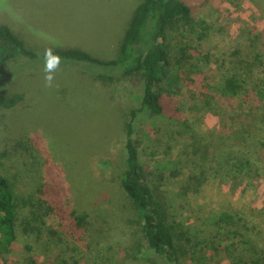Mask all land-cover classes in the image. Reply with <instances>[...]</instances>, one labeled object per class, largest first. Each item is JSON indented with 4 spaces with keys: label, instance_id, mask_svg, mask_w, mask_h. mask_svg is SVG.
<instances>
[{
    "label": "rangeland",
    "instance_id": "1",
    "mask_svg": "<svg viewBox=\"0 0 264 264\" xmlns=\"http://www.w3.org/2000/svg\"><path fill=\"white\" fill-rule=\"evenodd\" d=\"M141 1L0 0V24L14 28L37 56L50 47L64 46L108 60ZM184 1L192 16L210 27L201 47L204 54L220 56L236 43L248 46L250 40L264 49V0ZM39 57L10 64L1 81L3 90L22 94L24 99L15 108L0 111V153L10 140L28 137L40 139L39 155L33 160L31 153L17 154L20 161L6 166L1 174L14 179L17 190L29 192L41 178L56 179L62 171L74 192L73 210L87 216L88 233L81 247L85 254L105 262L95 264H150L132 258L139 234L132 222V204L120 187L126 157L122 130L126 115L139 106L141 81L118 77L112 84H103L95 77L109 72V67L61 61L53 73L52 86L46 87L45 58ZM206 68L216 76L218 66L209 64ZM180 102L182 117L177 122L143 114L135 124L143 162L148 170L164 176L158 183L159 192L172 202L182 223L199 227L206 238L216 237L213 217L227 208L239 211L264 232V173L257 179L246 178L235 188L208 175L197 194L184 193L181 186L193 165L182 154L184 145L170 139L171 130L185 122L197 140L188 152L193 154L197 149L211 158L214 149L231 150L233 143L227 134L231 128L241 129L248 123L247 113L237 108L227 123L229 115L224 110L205 112L187 97ZM45 162L54 165L44 170L40 165ZM174 171L180 176L171 178ZM104 223L120 229L102 233L98 227ZM126 255L131 258L124 260Z\"/></svg>",
    "mask_w": 264,
    "mask_h": 264
},
{
    "label": "trees",
    "instance_id": "2",
    "mask_svg": "<svg viewBox=\"0 0 264 264\" xmlns=\"http://www.w3.org/2000/svg\"><path fill=\"white\" fill-rule=\"evenodd\" d=\"M209 29L203 20L192 16L191 7L184 0H142L116 49H111L108 60H100L86 50L64 46L50 47L37 56L14 28L0 24V111L13 109L24 99L22 94L3 90L1 81L10 64L20 59L35 60L41 55L44 59L49 50L64 63L109 67V72H100L95 77L103 84H112L118 77L141 81L139 106L126 115L122 130L126 157L120 178V187L132 204V222L139 234L131 253L135 261L264 264V232L239 211L227 208L213 217L214 239L204 237L199 227L182 223L172 202L159 192L158 183L164 176L148 170L142 159L141 141L135 137L140 115L177 122L182 117L180 99L184 97L198 103L205 112L216 108L228 112L227 123L233 120L235 109H243L248 123L241 129L229 128L231 150L214 149L211 158L207 155L205 158L197 149L193 154L188 152V147H195L197 140L185 122L171 130L170 139L184 145L182 154L193 165L181 191L197 194L208 175L235 188L246 178L257 179L264 173V49L250 40L248 46L236 43L220 56L204 54L201 47ZM209 64L218 66L216 76L206 72ZM37 141L40 139L28 137L10 140L0 153V261L105 263L85 254L81 248L88 233L87 216L73 210L74 192L62 171L60 174L55 171L56 179L41 178L29 192L17 190L15 180L1 174L6 166L20 161L17 154L28 152L36 160L40 150ZM52 163L40 166L45 170ZM180 174L174 171L170 177L177 178ZM119 229L115 224L105 223L98 227L102 233L110 234ZM128 258L131 257L126 255L124 260Z\"/></svg>",
    "mask_w": 264,
    "mask_h": 264
},
{
    "label": "clouds",
    "instance_id": "3",
    "mask_svg": "<svg viewBox=\"0 0 264 264\" xmlns=\"http://www.w3.org/2000/svg\"><path fill=\"white\" fill-rule=\"evenodd\" d=\"M61 64V58L58 55H53L49 50L45 53V64L43 71L45 73L44 80L45 86L51 87L54 80L53 73L59 68Z\"/></svg>",
    "mask_w": 264,
    "mask_h": 264
}]
</instances>
